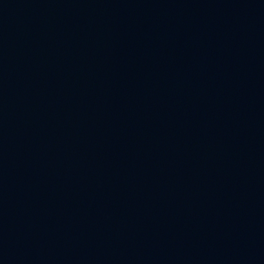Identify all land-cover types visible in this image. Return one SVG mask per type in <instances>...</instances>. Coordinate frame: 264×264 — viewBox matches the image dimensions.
<instances>
[{
	"label": "water",
	"instance_id": "obj_1",
	"mask_svg": "<svg viewBox=\"0 0 264 264\" xmlns=\"http://www.w3.org/2000/svg\"><path fill=\"white\" fill-rule=\"evenodd\" d=\"M0 264H264V0H0Z\"/></svg>",
	"mask_w": 264,
	"mask_h": 264
}]
</instances>
